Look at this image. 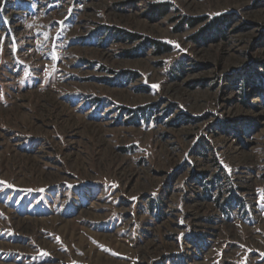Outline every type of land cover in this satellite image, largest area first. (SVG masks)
I'll return each mask as SVG.
<instances>
[{
	"label": "rangeland",
	"instance_id": "1",
	"mask_svg": "<svg viewBox=\"0 0 264 264\" xmlns=\"http://www.w3.org/2000/svg\"><path fill=\"white\" fill-rule=\"evenodd\" d=\"M0 264H264V0H0Z\"/></svg>",
	"mask_w": 264,
	"mask_h": 264
},
{
	"label": "snow or ice",
	"instance_id": "2",
	"mask_svg": "<svg viewBox=\"0 0 264 264\" xmlns=\"http://www.w3.org/2000/svg\"><path fill=\"white\" fill-rule=\"evenodd\" d=\"M153 87H156L155 85H153Z\"/></svg>",
	"mask_w": 264,
	"mask_h": 264
}]
</instances>
